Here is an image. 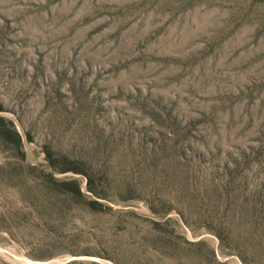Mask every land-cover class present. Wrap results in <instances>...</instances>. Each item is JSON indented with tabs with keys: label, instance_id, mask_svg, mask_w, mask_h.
I'll use <instances>...</instances> for the list:
<instances>
[{
	"label": "rangeland",
	"instance_id": "374dc122",
	"mask_svg": "<svg viewBox=\"0 0 264 264\" xmlns=\"http://www.w3.org/2000/svg\"><path fill=\"white\" fill-rule=\"evenodd\" d=\"M0 117V264H264V0H0Z\"/></svg>",
	"mask_w": 264,
	"mask_h": 264
},
{
	"label": "trees",
	"instance_id": "16d2710c",
	"mask_svg": "<svg viewBox=\"0 0 264 264\" xmlns=\"http://www.w3.org/2000/svg\"><path fill=\"white\" fill-rule=\"evenodd\" d=\"M2 122L4 123V119L2 117H0V123H2ZM7 124L10 126L11 122L8 121ZM11 130H12L11 131L12 135L15 136V139H16L15 141L18 142L19 137H20L18 132L15 131L14 129H11ZM70 184L73 185V188H72L73 192L78 194V195H80L81 191H80L79 186L73 181L70 182ZM88 205L90 206L91 209L94 210L95 207L100 206L101 204L100 203H88ZM152 210L153 211H158V210L154 209L153 207H152ZM167 220L168 219H166L164 222L167 223ZM153 223H154V225H158V222H156V221H154ZM167 232H168L167 236L171 240V242H172V244L174 246L175 242H176V239H177L176 237H178V235L175 234L173 231H167ZM183 239H184V241H185V243H186V245L188 247V252L186 253L187 256L189 255L188 253H190V251H195L197 253L196 257H195L196 258L195 260H201L202 258H205V260H207L210 263L211 262H215V251H214V249L209 248L206 254H199L200 252H199L198 248L201 247L202 244H204L203 240L193 241V240H190V239L185 238V237ZM104 257H107V258H110V259L114 260L112 257H109L108 255H106Z\"/></svg>",
	"mask_w": 264,
	"mask_h": 264
}]
</instances>
